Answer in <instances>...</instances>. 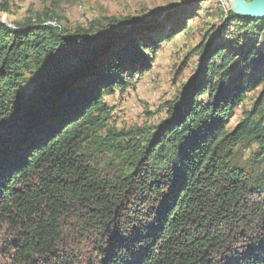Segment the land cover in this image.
<instances>
[{
	"label": "trees",
	"instance_id": "trees-1",
	"mask_svg": "<svg viewBox=\"0 0 264 264\" xmlns=\"http://www.w3.org/2000/svg\"><path fill=\"white\" fill-rule=\"evenodd\" d=\"M229 15L237 40L202 42V70L139 134L105 128L103 96L151 69L185 7L168 27L0 23V264L56 261L65 218L94 236L97 264H264V19Z\"/></svg>",
	"mask_w": 264,
	"mask_h": 264
},
{
	"label": "rangeland",
	"instance_id": "rangeland-1",
	"mask_svg": "<svg viewBox=\"0 0 264 264\" xmlns=\"http://www.w3.org/2000/svg\"><path fill=\"white\" fill-rule=\"evenodd\" d=\"M183 7L193 18L186 21V31L161 44L148 72L132 78L126 74L128 85L124 89L114 87L113 92L103 96L105 128L139 134L153 130L166 120L168 107L202 70L206 55L202 52L203 46L199 48L202 42L205 47L212 43L213 48L226 47L229 50V43L237 40L241 33L240 25L229 22V12H233L228 0H0V23L13 28L43 21L73 34L79 28L88 30L92 24L105 18L133 17L142 24L168 13L160 20L166 21L168 27L173 21L168 18L170 11ZM182 18L180 16L178 20ZM251 41L262 47L264 35L255 33ZM261 93L262 88H258L247 95L244 103L228 119L229 128H233L251 110ZM205 98L204 95L199 96L200 101ZM251 150H241L242 162L248 159ZM61 228L58 259L47 262L35 260L34 264H97L94 236L79 233L70 218L62 221ZM1 263L10 264V261L4 258Z\"/></svg>",
	"mask_w": 264,
	"mask_h": 264
},
{
	"label": "water",
	"instance_id": "water-1",
	"mask_svg": "<svg viewBox=\"0 0 264 264\" xmlns=\"http://www.w3.org/2000/svg\"><path fill=\"white\" fill-rule=\"evenodd\" d=\"M228 1L230 3L231 11L236 16L250 18V19H264V0H251V1L228 0ZM167 14L168 13L158 16L149 23H142V24L137 23V27L139 28L154 27Z\"/></svg>",
	"mask_w": 264,
	"mask_h": 264
}]
</instances>
